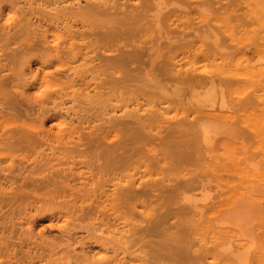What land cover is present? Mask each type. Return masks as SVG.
<instances>
[{
    "label": "bare ground",
    "instance_id": "bare-ground-1",
    "mask_svg": "<svg viewBox=\"0 0 264 264\" xmlns=\"http://www.w3.org/2000/svg\"><path fill=\"white\" fill-rule=\"evenodd\" d=\"M2 1H7V0H2ZM8 1L10 3L8 7L9 11L7 14L13 16L14 19L11 23H8L7 19L4 20V15H3L4 8L0 6V18H3L5 22L0 26V32H2L1 33L2 35L0 34V41H3L2 44L0 43V48L2 50L4 48L6 50L8 47L10 48L12 42L14 41L13 39L15 40L20 39V41L25 39V42L20 43V41L18 42L17 40L16 44L18 45V48H16L15 50H11L12 51L11 56H9L10 54L8 56H6L5 53L1 54L2 51L0 49V86H5L6 84L8 85L9 82L14 83L16 80L20 81V84L18 86L16 85L13 86V88H16V90L19 88V86H21V84L23 85L24 88L27 86H35V87L37 86L38 87V85L43 87V85L47 86L51 84L54 88L57 89L56 90V93H58L57 96H60V97L52 98L51 100L52 103L55 104L57 100L58 101L60 100L61 102V103L56 104L53 110H56L58 107H60L61 110L64 111V112L60 110L55 111L54 115H55V118L57 119L56 122L58 123V120H59L62 123H66L67 126L65 129L63 128L60 129L58 133L56 134L50 133L49 131H44V129L42 130V132L39 133V137L42 139H47V141L55 139V142H58L61 144L60 147L62 148L63 152L61 151V153L59 152L60 154H58V152L56 151H60V150H56L57 147L55 148L49 143V147L47 148L51 150V153L50 152L45 153L43 151L44 157L41 158V160L39 159V161L38 159L34 161L36 164L34 163L32 165L31 163V165L26 166L25 164L20 163L17 166H14V164H11L7 167L1 166L0 167V179L6 181L9 176H12L11 173H14L13 175H18V172L23 173L22 175L28 172L42 173L46 170H50L54 168L55 166H59V167L64 166L65 168L61 169L62 173L66 171H70L69 173L78 174V179L79 181H81L79 184L71 186L70 188H67L68 190H65L66 186L64 187L65 189H62L63 193L64 192L67 193L68 191L69 194L67 195L69 197L75 196V199L67 200L66 196L62 197V199L64 200L61 201V204L63 203L64 206L66 205V207L69 206L72 211L70 212L68 211L66 213V215L64 216V220H63L65 224L63 225V227H61L62 225H60L59 227L60 228L69 227L68 230H71L70 228L72 227H74L72 229H77L79 227V225L77 224L75 225V222L74 223L69 222V219L67 217V215L69 216V213L73 214L72 216L74 217L79 216V214H81L80 216L84 217L85 221L86 219L93 220L92 223L96 220H104L105 223H103L102 226L95 225L93 223L95 225V226L93 225L94 230L96 231V233L99 232V234H96V235L94 234L97 239L91 244H94V243L98 244V246H100L101 249H103L104 251L108 253L109 257L106 258L104 262L95 260L92 257L91 247L88 246L89 243L85 241H78L77 244H79V248L81 250H79L80 252H77V250H75L76 251V255H75L76 263L80 261L79 264H141L144 261V258L146 256L145 252L139 251L143 247V245H140L142 243L141 241L143 240L141 239V236H140L143 230L138 229L139 225L137 226L135 222L128 223L129 221L128 222L124 221L119 226L117 223L121 221L120 218L122 217L119 214V210L125 207H128V210H129L130 209L129 206L133 200H138V199H157V200L164 199L165 200L164 195L166 193L179 191L181 194V201L183 203L181 208H183L182 210L187 211V216H189V214H191V216L199 215L198 218H200L204 213H206L205 214L206 216L208 215L207 216L208 221L207 220H204V221L209 222L213 229L214 233L211 235L212 245L210 247H206V246L203 247L201 243L200 248L201 249L204 248L203 250L206 252V254H211L210 256L213 262H210L209 264H249V262H251L250 259L254 256L253 255L251 257L254 251V248L256 247L255 250L258 249L256 245L259 244V241H260L259 236L264 235V171L260 169V167H262L259 165L262 163L261 160H260L261 163L259 164L255 163L250 156V153L247 148V144L245 142V136L243 135L244 133H242L236 125L237 124L236 122L238 120V116L236 112L239 111L238 106L240 108V106H243L244 104L246 105V103H243L242 105L240 103H242V100L245 99V96L247 94L250 95V93L248 92L256 91L254 102L255 104L260 105L261 107L260 109L262 113V123L263 124L260 128H255L254 131H255L256 136L260 137L259 146L258 147L256 146L257 154L259 156H263L262 161L264 164V86H261V84L264 83V54L259 53L257 55V58L253 59L247 53L250 49V45L248 47L247 45L242 44L240 42V44L242 45L240 44L234 45V47L237 48L236 56H240V57L239 58L232 57L228 55L227 52L226 54L224 51L223 47H225L226 43L223 47H219V44H217V41L215 40L214 46L209 47V45L211 44L207 43L209 42L207 41V39L210 38L209 35H211L212 32H209L211 33V34L208 33L209 35L208 34L202 35L201 33L202 36L200 40L198 39V37H197L198 40L197 39L193 40L195 41V47H197L202 52H205V53L207 52L208 53L207 55L215 57V61L217 63L215 65L212 64L214 65V67H211L212 69H208V66L205 64L204 67L200 68L201 70L198 68H189L186 71L185 70L183 71L182 66L176 63H172L173 68L165 69V68H168L167 65H165V64H168V60L167 61L165 60L167 63H164V64H163L164 60L160 63H157V59H152V58H150V60L148 61L142 60V53L144 52V49H146L145 46H142L143 43L138 44L137 46L134 47L133 51H130L128 53H125L124 51L119 50L120 52L118 53V56L111 55L110 49H105V47H100L102 45L101 43L103 44L105 43L104 39L108 41V42L106 41L107 43H110L112 40H117L120 37H122L125 32H134L136 28L140 26V25L137 26V23L139 21H136V20H140V18L143 16L142 11L144 12V10H146L145 8H143L144 10L142 9V11L138 14L139 9H140L139 6H130L128 5L127 2L120 3V1L122 0H25L23 3H22V0L21 2L20 1L16 2L13 0H8ZM222 1L223 0H214V1L213 0H193V2L190 4L193 6H196L197 10L200 11L201 13L200 18L202 19L200 23H206L207 19H209L210 21V18H211L207 16V13H209L210 11V9H208V6L210 7V5L213 4L212 2L222 3ZM232 1L235 2L236 0H229V2L233 4ZM239 1L243 2V5L245 3L246 7L250 10V14L248 15V18L251 20L252 25L253 26L258 25L259 27L258 29H252V32L258 34L260 39L263 40L264 39V27H263L264 25H263L262 19H264V17L261 18L258 15V11L254 8L255 6L252 2L251 3L246 2L245 0H239ZM239 1H237L238 4H239ZM220 5L222 6L223 4H220ZM224 6L225 5H223V7ZM229 6L230 4L228 5L227 8H229ZM172 8L174 7L172 6ZM212 8L214 9V7ZM235 8L236 7H234V9ZM157 9H158L157 11L156 9L154 10L156 12L152 11V13L151 12L150 13L156 14V15L158 14L160 17L159 13L162 11V8H160L161 11L159 8ZM221 9L222 7H219L217 9L218 11L216 10V12L219 14L221 11V14L223 17V14L228 13V9L227 10L226 9L221 10ZM179 11L181 12L180 9ZM184 12L186 13L187 11H183L181 12V14H184ZM190 12L196 13V11H191V9H190ZM190 12H187V13H190ZM231 16L232 15H229V17L224 16L222 18L223 20L222 22L223 24H225L224 27L226 28L227 31H232L235 28L232 23L234 21H232L233 18ZM155 17H158V16L154 15L153 18ZM145 18L147 19V16ZM155 19H152L149 22L151 21L154 22ZM211 19H213V17ZM191 21H192L191 23L189 21L190 24L185 23V25L188 26L189 29H192L193 25L191 26V24L192 23L194 24L193 19ZM209 21H208V24H210ZM251 22L249 24H251ZM234 23L236 24V21ZM155 24L159 25L157 21H155ZM173 25L175 24L173 23ZM197 25H200V24L196 23L195 26ZM126 26H129L127 31L124 30ZM148 27L150 28L151 26H148ZM158 27H161L162 29V26H158ZM29 28L33 29V33H30V32H28L29 34L26 33L27 29L29 30ZM212 28L213 26L211 27V29ZM236 29L238 30V27ZM21 31L24 32V34L22 36H19V33ZM165 32L163 33V32L158 31L157 34L155 32L156 36H154L152 39H150L147 42L149 45H151V47L148 48L149 52H154V54H158V52H160V50L163 48L162 46H164L162 45V41L166 40L167 37H169L168 35H171V32H169L168 35H166ZM172 32L178 33L177 29L176 31L172 30ZM185 33H187L188 37H191V38L198 35L196 31H195V35L193 34V36H192V33L190 32H183L182 35H184ZM86 35L94 37L93 40H96V38L99 37L101 45L97 46L96 48H93V46L96 45L94 42L90 43L91 47L89 44H87V46L79 45L77 42L79 41L83 42L85 40ZM260 39H258V41H261ZM6 40L8 41L11 40L10 46H9L8 41ZM4 41L7 43L8 47H5L6 43H4ZM252 43H256V42H252ZM258 43H261V42H258ZM166 44L167 43H165V45ZM256 44L254 45L256 46ZM1 45H4V46H1ZM260 45L262 46L263 44H260ZM88 46L90 47V50H87L89 49ZM83 47L85 48L82 49ZM229 47H232V46H229ZM99 49L102 50V53L101 54L99 53L93 56V54L96 53ZM26 51L28 53L31 51H37L39 53L36 55V58L40 63V69L36 73H34V71L31 68L32 67L31 63L33 62H31L30 58L22 56V54ZM233 56H234V53H233ZM50 57H52V59L49 60ZM182 59L184 60V58ZM6 60H8L7 63H10V64L11 62L12 63L14 62V64L19 62L21 65V68L19 69V71L18 72L15 71L16 69H14L12 66L8 68L10 65H7ZM158 64L160 65L162 64L161 67ZM157 66L160 67L159 68L160 70L158 69ZM14 67L17 68L16 66ZM52 67L57 68L55 72L56 74L53 76L55 78V81L51 80L52 75L54 74L50 72V69ZM162 67L164 68V70H162L163 69ZM40 70H42V72H40ZM10 72L14 76L12 77L13 79L7 77L8 73ZM138 80L144 81L146 84L145 85L146 89L144 90L150 93V95H152L154 98L158 99L159 104H160L158 105V108L154 110L146 111L142 109L143 107H140V104H138L137 106L134 105L135 107H133L132 110H129L128 108L121 109L120 115H118L119 110H117L111 104H110V107L111 106L112 107L110 110H107L108 107L106 108V106L104 108V103H105L104 101H106L108 96L110 98V95L111 93H113L114 90H120L124 88L129 89L132 86L133 91H134V88L136 87ZM227 80H232V82L234 83L236 82L238 84L239 82H244V81H247V82L250 81L252 83V85L251 86L249 85L248 88L245 89L244 86H242L243 87L242 89L244 90L242 89L236 90L234 94H231L232 96L234 95L233 98L235 97V100H236L235 105L229 103L230 101L228 100V95L230 94H227L226 88H225V85L227 84L225 83V85L223 86V82ZM256 82L259 85L254 87ZM133 83H135L136 85L133 86L132 85ZM41 87L40 88L38 87V89H41ZM139 87L140 86L137 87V90L143 91L142 89L143 87L142 88H139ZM229 89H232V88H229ZM259 92H262V94H259ZM4 93H2L3 97L0 100V105H7L6 110L12 111L13 110V107L11 105L12 103L7 101L6 94ZM46 95L38 96L35 100V101H40L39 102L40 109H42V111L41 112L39 111L40 112L39 114H40V118L44 125H45V120H48V118H50L49 113L50 112L52 113V110H50V107H48L49 102H46L44 100V97ZM249 95L246 96V99H245L246 102L248 101L247 98L248 97L251 98L250 96H252L253 94L250 96ZM20 96L23 97L25 100H28V101L31 100L29 98V95L26 89H23V91L20 92ZM67 97L69 98L65 99ZM252 100L253 99L251 100L249 99L250 102H252ZM254 102H252V104H249V103L247 104L254 106L255 105L253 104ZM107 103H105V105ZM167 104L168 106L162 107ZM68 105L70 106L67 107ZM173 105L178 106L182 111H184V113L186 114L185 116L186 120L191 119L190 121L187 120L188 122L186 123L188 124L190 129H193V128L196 129V132H197L196 135H194V133H191V134L189 133L191 137H193V141L189 138L187 141L176 142V133H180V134L181 132L183 133L182 130L184 128L182 129V126H183L182 124L185 123V120H180L176 122V121H172L173 119L171 120L165 117L164 111L169 110L171 106L173 107ZM87 106H89V108L90 107L92 108H90V110L87 112L86 115H88L90 111L94 110L95 106L100 107V109L95 110V112L98 111L99 114L102 115V117L98 119V121H103L102 125L96 126V125H93L94 121L92 122V121L87 120V118L89 119L92 114L86 118V117H81L77 113L79 109L82 110L83 107H87ZM143 106L145 107L144 104ZM76 122H78L79 126L75 125ZM86 123H88V126L82 127ZM163 124H168V126L164 127ZM260 124L261 123H259V125ZM81 130L88 131L87 137H85V140H90L91 138L89 143H83L85 140L82 139L81 137L82 136L80 134ZM28 131H11V130L3 131L0 128V142L3 143L4 145L5 143L6 144L15 143L19 145L24 144V143L25 144L31 143L32 139H34L33 138L34 134L33 136H31L32 133H29ZM117 131H125V133L130 132V136L128 139H126L127 138L126 137L125 138L126 140H123L121 138L120 140L122 141L121 142L118 141L119 143L110 144L111 140L109 138V135L114 134V132H117ZM184 131L186 132V130ZM198 132H200V134ZM36 139L38 138L35 137L34 140ZM138 141H142L146 147L148 146V143H155L158 141L160 142L161 145H164L165 147L169 148L172 151V153L176 152L177 154H181V153L184 154V151L182 149L183 148L187 149L191 145H195V146L201 145L202 152L205 154H209L210 149H212V148H209L210 146H212L213 144L222 143L225 146V148H228L233 153V158L231 160L234 163V167L236 171L235 174L239 177L240 183L237 185H232V184L225 185L226 184L225 182V184L223 185L222 183L223 180L221 178L220 180L217 176L216 177L214 175L206 176L204 174L195 175L194 173H193L194 175L190 176L189 178L183 181L177 180L176 178L163 177L162 179L158 181L151 182V181L144 180L142 177L135 178L133 176L132 179H129L126 177L127 180L125 179L126 181L124 180L125 181L124 183L119 182V183H114L113 185L111 184L112 181L105 182L104 180L105 183L103 184L95 182V178L92 173H99V174L102 173L103 174L105 171H106L105 173H107L108 170L110 169L114 170L119 167L121 168V165L129 162L135 154L134 153L135 151H134L130 155V153L133 150H135V148L132 146H134ZM35 143L36 141H34L33 144L35 145ZM41 143L43 144V142ZM85 146H87L88 149H91V147L92 149L101 148L102 151L99 149L101 151L100 154L98 153L94 154L93 152L94 156L90 158L89 160H78L80 156H77L76 158L68 156L73 153L78 154L79 152L83 151L81 149L82 147H85ZM129 146L131 147L129 148ZM216 146H219V145H216ZM216 146L214 147L215 149H217ZM151 151L154 152L156 155L155 150H151ZM90 154H92V152ZM173 154L175 155V153ZM101 160L103 161L101 162ZM54 162H57V164L53 165ZM82 168L87 169L88 172H84ZM16 172L17 174H15ZM87 173H90V174L88 175ZM32 175H29L26 178L27 186H28V183L30 182H31L30 185L32 184L33 179H31L30 182L28 181L29 177L31 178ZM49 178L50 177H48V179H46L47 181L45 182H48V180L50 181L51 178L50 179ZM35 179L34 180L36 181V183L39 182L38 181L39 178H35ZM63 181L64 180L62 179V181L60 182L57 181V183L59 184ZM52 182L54 181H52L51 179V183ZM24 183H25V179L22 184ZM227 183H232V182H227ZM21 186L22 187H19L17 189H11L9 192H5V193L3 191H0V209L1 210L4 209V207L10 206V208L15 207L14 211H16L17 208H21L24 206V200H26V198L30 195V192L32 193L33 191H31L30 187H29L30 191L27 190L28 187L26 186V183ZM39 186H41L40 189L45 188L44 186L42 188V185H39ZM51 186L52 185H50V187ZM58 188L60 190L63 187L61 188L58 187ZM45 189L48 190L47 188ZM52 198L53 197H51V199H49L48 201H51ZM32 199L35 200L36 198L34 197ZM77 199H79V201H82L81 203L82 205L79 208L77 206V203L75 202V200ZM34 200L32 201L34 202ZM40 200H37V201H40ZM89 201H92L93 204H89V206L85 208L83 204ZM30 205L28 204L26 206V207L28 206L30 207L29 209L26 208V211L31 212V210L35 208L32 205L33 207L31 209ZM160 205H159V208H160ZM101 206L104 207L103 209H106V212H105L106 214L103 211L99 210ZM181 208H180V211H182ZM166 209L167 208H165V210ZM168 211H166L167 214L170 212ZM171 211L173 212V210ZM15 213L17 214V211ZM182 213L184 214V212ZM16 214L13 213V215H16ZM167 214L163 212V214L156 215L157 222L154 221L156 223V226L154 223V226L156 227V228L154 227L155 230H157V226L159 227V225H161L163 221H165ZM17 215H19V213ZM24 215H26L25 212H24ZM144 215L150 216L151 214L144 213ZM179 215L182 216L180 212L178 216ZM175 216H176V211H175ZM8 217H9V214H8ZM13 219H15V217ZM58 219H59L58 221H61V218H58ZM7 221H9V219ZM13 221L14 220L11 219L9 222H4V221L1 222L0 223V233L8 231L12 228L15 229L20 226L22 229L25 228L24 230L28 232L34 231V227L36 224L35 220L28 222L26 225H22V224L18 225L17 223ZM81 222H84L83 218ZM53 223L54 222L51 220L50 227L54 226ZM104 226L106 228L102 229V227ZM149 228L151 229V227ZM149 228H148L147 234L151 233ZM151 230L153 232V229ZM143 233H146V231ZM176 236L179 238L177 239L176 237L178 241L173 240L174 246L172 244H169V246L168 244L167 245L164 244L165 238H169L167 235V237L163 238L164 240L161 241L164 244L163 247L159 249L167 250V251L168 250L171 251L170 249H172L173 251V249H176L175 245L179 243L180 239L182 240L181 242L183 244L187 242V241L184 242L183 240L184 236H181L182 238L178 235ZM144 237H147V236H144ZM173 237H174L173 239H175V236ZM1 239L2 238H0V250L11 252L14 256H18L17 252L13 248L14 245L10 244V242L2 243ZM166 241L169 242L168 239ZM144 242L145 241H143V244ZM154 242L155 243L158 242L159 244V241H154ZM181 242H180V245L179 244L177 245V247L180 246L178 247L177 251L174 250V252H177V253L173 252L174 256H178L177 254L179 250V253H180L179 256H181V259L180 257L178 258L180 259V261L179 259L172 260V257L171 259H167V261L171 260V261H176V263L177 262L181 263V260L184 259L182 254L184 255L185 253L181 254V252H187L188 250L183 251L184 247H182L183 245ZM149 245H153V243ZM193 245H195V243H193ZM198 245L199 244L197 243V246ZM164 248H167V249H164ZM181 248L183 249L181 250ZM19 249H21L20 253L23 254V257L25 256L30 260L33 257H35L34 253L31 251L32 248L30 246H27V247L24 246V248H19ZM136 252H140L141 254H145V255L143 256L135 255ZM199 252L202 253L201 251ZM191 254H193V252L190 253L191 258L187 256L190 259H192V256H193ZM195 255H197L196 259H200L201 256L203 258V255L199 256L198 253ZM195 255L193 258H195ZM158 257H159L158 262L160 260L162 261V259H160L161 255H159ZM157 258H156V261H157ZM165 258L166 257H164V259ZM171 261H168V262H171ZM198 261L201 262V260H198ZM203 262L205 263V261ZM203 262L201 264H203ZM255 264H264V242L260 245V250L258 253V257L255 260Z\"/></svg>",
    "mask_w": 264,
    "mask_h": 264
},
{
    "label": "rangeland",
    "instance_id": "rangeland-1",
    "mask_svg": "<svg viewBox=\"0 0 264 264\" xmlns=\"http://www.w3.org/2000/svg\"><path fill=\"white\" fill-rule=\"evenodd\" d=\"M0 1H1L0 2V6L4 8V14L3 15H4V20H5L9 16L7 13L9 11L8 7H9V3L10 2L8 0H7L8 2L7 1H2V0H0ZM13 1H16V2L20 1L21 2V0H18V1L17 0H13ZM24 1L25 0H22V3ZM184 1L183 0H172V1L171 0H146V1L145 0H122V1H120V3H126L127 2L128 5H130V6H139L140 9H139L138 14L142 11L143 8H145L146 10L148 9L147 11L143 9L144 10V12L142 11L143 16L140 18V20H136V21H139V22L141 21L140 23L139 22L137 23V26L140 25V26L137 27L138 30L136 28L137 31L135 30L134 32H125L124 35L122 37H120L119 39L112 40L113 42L110 39V41H111L110 43H107L108 41L106 39H104L105 43L104 44L101 43L102 45L100 44L99 37H97L98 39L96 38V40H93L94 37H91L89 35L85 36V40L83 42L79 41L77 43L79 45H83V46H87V44H89L90 47H91L90 43L94 42L96 45L93 46V48H96L97 46L101 45L100 47H105V49H110L111 50V52H110L111 55H116V56H118V53L120 52L119 50H122L125 53H128L130 51H133L135 46H137L140 43H143L142 46L146 47V49H144V52L142 53V60L143 61H148V60H150V58L157 59V63H160L163 60L164 61L168 60V64H165V65H167L168 68H165V66H164L165 69L173 68L172 63H176V64H179L180 66L183 67V71L184 70L186 71L189 68H198V69H200V68L204 67L205 64L208 66V69H212L211 67H214V65L217 63L215 61V57L214 56L207 55L208 54L207 52L205 53V52L200 51L197 47H195V41H193L194 39H197V37L200 40V38H201V36L203 34H208L209 32H212V34L209 33L211 35L208 34L210 36V38L207 39V41H209L207 43L211 44V45L208 44L209 47L210 46L211 47L214 46L215 40L217 41V44H219V47H223L225 45V43H226L225 47H223L224 51H225V53L227 52L228 55H230L232 57H236V58L240 57V56H236L237 55L236 54L237 48L234 47V45L240 44V42L242 44L247 45L248 47L250 45V49L248 48L249 51L247 53L249 54V56L251 58H253V59L257 58V55L259 53L264 54V42H263L264 39L263 40L260 39L258 34L252 32V29H258L259 27H258V25H254V26L252 25L251 20L248 18V15L250 14V10L246 7L245 3L243 5V2H241L239 0H236L235 2L232 1L233 4L231 2H229V0H223L222 3H220V2L219 3L212 2L213 4H211V5L209 4L210 7L208 6V9H210V11H209V13H207V16L209 18L213 17V19L210 18V21H209V19H207L206 23H200L202 21V19L200 18V15H201L200 11L197 10L196 6H193V5L190 4V3L193 2V0H184ZM237 1H239V4H238ZM245 1L246 2H250V3L252 2L254 4V6H255L254 8L258 11V15L261 18L264 17V0H245ZM176 2H178V3H176ZM83 3H85V2H83ZM186 4H188V5H186ZM220 4H223L225 6L223 7V5L221 6ZM229 4H230V6H229V8H227ZM172 6L174 8H172ZM231 6H232V8H231ZM212 7H214V9ZM219 7H222L221 10H225V9L227 10L228 9V13L223 14V17L224 16L225 17H229V15H232L231 16L233 18L232 21H234V22L236 21V24L234 22H232L234 27H235V28L233 27L235 31L234 30H232V31H227L226 30V28L224 27L225 24H223V22H222L223 21L222 20L223 17H222L221 11H220L219 14L216 12V10ZM234 7H236V8L234 9ZM243 7L244 8L246 7V8L244 9ZM157 8H159V9L162 8V11L160 9L162 14H161V12L159 13L160 17H159L158 14L157 15L156 14H151L152 11H154L155 9L157 11L158 10ZM241 8H243V9H241ZM179 9L181 10V12H183V11L190 12V9H191V11H196V13L195 12H190V13L186 12L187 13V15H186V13L184 12V14H181ZM163 10H164V12H163ZM156 11H154V12H156ZM151 15H152V17H151ZM154 15L158 16V17H155L156 18L155 19V18H153ZM233 15H234V17H233ZM241 15H242V17H241ZM146 16H147V19L145 18ZM191 18L193 19L194 24L192 23L191 26L193 25V27H192V29H189V27L186 26L185 23L190 24L192 22ZM220 18H221V20H220ZM235 18H236V20H235ZM152 19H155L154 22L153 21L149 22ZM4 20H3V18H0V26L3 23H5ZM159 20H160V22H159ZM262 20H263V25H264V19H262ZM155 21H157L159 23V25L155 24ZM189 21H190V23H189ZM208 21L210 22V24H208ZM250 22H251V24H249ZM173 23L175 25H173ZM196 23L197 24L199 23L200 25L195 26ZM211 25L213 26L212 29H211V27H212ZM148 26H151V27L149 28ZM158 26H162V29H161V27H158ZM128 27L129 26H126V28L124 30L127 31ZM237 27H238V30L236 29ZM176 29H177V31H178V33L180 35L177 32H174V33L172 32V30L176 31ZM215 29H216V31H215ZM165 30H166V32H165ZM158 31L159 32H163V33L165 32L166 35H168V33L171 32V35H168L169 37H167L166 40L162 41V45H164L165 47L162 46L163 48L160 50L161 53L158 52V54H154V52H149L148 51V48L151 47V45H149L147 42L150 39H152L154 36H156ZM195 31L198 33L197 36H194L195 38L194 37L193 38L188 37L187 33L182 35L183 32H190V33H192V36H193V34L195 35ZM222 31H223V33H222ZM28 32L33 33V29L32 28H29V30L27 29L26 33H28ZM155 32H156V34H155ZM220 32H221V34H220ZM1 33L2 32H0V34ZM131 33H132V35H131ZM201 33H202V35H201ZM23 34H24V32L21 31L19 33V36H22ZM218 34H220V35H218ZM50 35H51V33H50ZM214 36H215V38H214ZM19 38H21V37H19ZM258 39H260L261 41H258ZM13 40L14 41L12 42L11 46H10L11 40H9V41L6 40V41H8L9 46L12 49H10L7 46V43L4 41V43H6L5 47H8V48H7V50L4 47H2V48H4L3 50L0 48L1 51H2L1 54L5 53L6 56H8L9 54H10L9 56H11V53H12L11 50H15L16 48H18V45L16 44V41L18 40V42H19L20 39H16V40L13 39ZM23 42H25V39L20 41V43H23ZM101 42H103V41H101ZM125 42H127V43H125ZM252 42H256L257 44L256 43H252ZM258 42H261V43H258ZM0 43L2 44L3 41H0ZM165 43H167V44L165 45ZM178 44H180V45H178ZM242 44H240V45H242ZM254 44H256V46ZM260 44H263V45L261 46ZM1 46H4V45H1ZM229 46H232V47H229ZM90 47L87 50H90ZM84 48L85 47H83L82 49H84ZM131 48H133V49H131ZM98 51H97L98 53L97 52L94 53L93 56H95V55H97L99 53L100 54L102 53L101 49H99ZM8 52H10V53H8ZM233 53H234V56H233ZM37 54H39L37 51H31L29 53L26 51V52H24L22 54V56L30 58L31 62H33V63H31V66H32L31 68L34 71V73H36L40 69V63H39V61L36 58ZM181 54H182V56H181ZM159 55H160V57H159ZM182 58H184V60ZM50 59H52V57H50L49 60ZM169 59H171V60H169ZM164 61H163V64L167 63L166 61L165 62ZM7 62H8V60H6V63ZM11 64L7 63V65H10L8 68H10L12 66L14 69H16L15 71H17V72L21 68V65H20L19 62L16 63V64H14V62L13 63L11 62ZM13 64L17 68H15L13 66ZM212 64H214V65H212ZM158 65L161 67L162 64L161 65L158 64ZM160 67H158V69ZM164 68L162 70H164ZM56 70H57L56 67H52L50 69V72L54 73L52 75V78H51L52 81H55V78L53 76L56 74L55 73ZM40 72H42V70H40ZM7 77L13 79L12 77H14V76L10 72V73H8ZM135 83H133L132 85L133 86L136 85ZM225 83L227 85H225ZM19 84H20V81L16 80L14 83H10L9 82L8 85L6 84L5 86H0V100L3 97L2 93H4V91L6 90L5 93H4V94H6V99H7V101L12 103L11 105L13 107L12 111H8V110H6L7 105H0L1 106L0 107V128L3 131L4 130H9V131L10 130L11 131H28L29 130L28 132L32 133L31 136H33V134H34V136L36 138H38V139L34 140L35 137L33 136L34 139H32V142L34 143V141H36L35 145L32 142L31 143H26V144L24 143V144H20V145L19 144H15V143H13V144H11V143L10 144H6L5 143V145H4L3 143L0 142V167L1 166L2 167H7V166H9L11 164H14V166H17L20 163H23L26 166L31 165V163L33 165L35 163L34 161H36L37 159L39 161V159L41 160V158L44 157L43 156L44 152L45 153H49V152L51 153V150H49L47 148V147H49V143L53 147H55V148L57 147L56 150H60V151H56V152H58V154H60L61 151H62V148L60 147L61 144L58 143V142H55V139L47 141V139H42V138L39 137V133L42 132L43 129H44V131H49L50 133L56 134V133H58V131L60 129H62V128L65 129L66 126H67L66 123H62L59 120H58V123H57L56 122L57 119L55 118V115H54L55 111H59L60 110V111L64 112L63 110H61L60 107L57 108L58 110L57 109L53 110L54 107L56 106V104L61 103L60 100L59 101L57 100L55 104L52 103V101H51L52 98L60 97V96H57L58 95V93H56L57 89L54 88L51 84H49L47 86L43 85L44 88L48 89V91L44 94V95L47 94L44 97V100L46 102H49L48 107H50V110H52V113L51 112L49 113V117L50 118H48V120H45V125H44L42 120H41V118H40V114H39L42 111V109H40V103H39L40 101H35L36 98L38 97L36 95L38 90H41V89H44V88L39 86V85H38V87L39 88L41 87V89H38L37 86L36 87L35 86H27V87L24 88L22 84H21L22 87L19 86V88L17 90H16V88H13L14 85L18 86ZM237 84L238 83H236V82L235 83L232 82V80H227V81L223 82V86L225 85L227 94H230V95H228V100L230 101L229 103L233 104V105L236 104V100H235V97L233 98L234 95L232 96L231 94H234L236 90H241L243 88L242 86H244V88L246 89V88L249 87V85L250 86L252 85V83L250 81H248V82L247 81L239 82L240 85L239 84L237 85ZM145 85L146 84H145L144 81L138 80V83H137V85L135 87L136 89L134 88V91H133V87L132 86H131L132 89L131 88H129V89L128 88H124V89H120V90H114L113 93H111V95L109 94L110 98H109V96H108L107 99L104 98V99H106V101H104V102L105 103L108 102L106 105L104 103V108L106 106V108L108 107L107 110H110L111 107L113 106L117 110H119L118 111L119 112L118 115H120V113H121L120 110L121 109L128 108L129 110H132L133 107L137 106L138 104H140V107H143L142 109L146 110V111L154 110V109L158 108V105H160L158 99L154 98L152 95H150V93H148V92H146V90H144V89H146ZM258 85L259 84L256 82L254 87H256ZM138 86H140L139 88L143 87L142 88L143 91L137 90ZM261 86H264V83H262ZM229 88H232V89H229ZM23 89H26V91L28 92L29 98L31 99L30 101L25 100L23 97L20 96V92H22ZM242 90H244V89H242ZM248 93H250V95H252V94L253 95L250 96L249 94H247L246 96L249 95L251 97V98L248 97L247 100L249 101V99L250 100L253 99L252 102H254L256 91H249ZM259 94H262V92H259ZM246 96H245V99H246ZM68 98L69 97H67L65 99H68ZM245 99L242 100V103L239 102L241 105L243 103H246V105L244 104L243 105L244 107L240 106L241 109L238 106V110L239 111L237 110L238 112H236L237 116H238V120H237V122L236 121L235 122L237 123L236 125L240 129V131L242 133H244L243 135L245 136V142L247 144V148H248V151L250 153V156H251L252 160L255 163H258V164L262 162L259 165L262 166V167H260V169L262 171H264V166H263L264 164H263V161H262L263 156H259L257 154V147L259 146L260 137L256 136L255 131H254L255 128H260L262 126V124H263L262 123V113H261V109H260L261 107H260V105L255 104V102L253 103V104H255L254 105L255 107L253 105H249V104H252V102H250V101L246 102ZM247 103H249V104H247ZM110 104L112 105L111 107H110ZM143 104L145 105V107L143 106ZM153 104H154V106H153ZM69 106L70 105H68L67 107H69ZM165 106H168V104L164 105L162 107H165ZM98 107L99 106H95V109L92 110L94 113L92 111H90L88 113V115H86L87 112L90 110V108H92V107L89 108V106L83 107L82 110L79 109L77 111V113L81 117H86V118L92 114L89 119L87 118V120L92 121V122L94 121L93 125L100 126V125L103 124V121H98V119H100L102 117V115L99 114L98 111L95 112V110H99L100 109V107L99 108ZM164 113H165V117H167L168 119H171V120L173 119L172 121H176L177 122V121H180V120H185V123L182 124L183 125L182 129L184 128L182 130L183 133L182 132H181V134L180 133H176V142H178V141H187L189 138L193 141V137H191L190 134L194 133V135H196L197 132H196L195 128L190 129V127L186 123V122L190 121L191 119H189V120L187 119L188 121L186 120V118H185L186 114L184 113V111H182L178 106H174L173 105V107L171 106V108L169 110L164 111ZM82 114H83V116H82ZM239 114H240V116H239ZM258 122L261 123V124L259 125ZM75 125L79 126L78 122H76ZM163 125H164V127L168 126V124H163ZM87 126H88V123H86L82 127H87ZM184 130H186V132ZM193 130H195V131H193ZM87 133H88V131H85V130H81L80 131V134L82 135L81 136L82 139L85 140V137H87ZM198 133L200 134V132H198ZM114 134H110L109 135V138L111 140L110 144L119 143V142L122 141V140H120L121 138L123 140H126L130 136V132L125 133V131H117V132H114ZM251 134H252V136H251ZM187 136H188V138H187ZM90 140H91V138H90ZM90 140H85L83 143H89ZM41 142H43V144ZM216 145H219V146H216ZM215 146H216L217 149L214 148ZM130 147L131 146H129V148ZM132 147H134L135 150H133L130 153V155L134 151H135L134 152L135 154H134L133 158L129 162L123 164L124 166L121 165V168L120 167L116 168L117 170L116 169H114V170L110 169V170L107 171V173H105L106 171L103 174L102 173H100V174L99 173H92L94 175L95 182L103 184L106 181H112L111 184L113 185L114 183H119V182L124 183L127 180V178L132 179L133 176L135 178L142 177L144 180L151 181V182L152 181H158V180L162 179L163 177L176 178L177 180L183 181V180L189 178L190 176H192L194 174L195 175L204 174L206 176H208V175H212L213 176L214 175L215 177L217 176L219 179L221 178L223 180V182L221 181L223 183V185L225 184V182H226L225 185H227V184L237 185V184L240 183L239 177L235 174L236 171H235L234 163L231 160L233 158V153L228 148H225V146L222 143L213 144L212 146H210L209 148H212V149H210L209 154H205V153L202 152L201 145H198V146L191 145L187 149H185V148L182 149L184 151V154L183 153L177 154L176 152H173V153H175V155H174L169 148L165 147L164 145H161L160 142H158V141L155 142V143H148L147 147L145 146V144H143L142 141H138ZM45 149H46V151H45ZM99 149L101 150V148H99ZM99 149H96V148L92 149V147H91V149H88V147L85 146V147H82V149H81L83 151L79 152L78 154L77 153L76 154L73 153V154H70L68 156L69 157H75V158L77 156H80L78 158V160H89L90 158H92L94 156L93 152H94V154L95 153L100 154V152L102 150L100 151ZM151 150H155L156 151V155ZM169 151H171V152H169ZM252 151H254V152H252ZM82 152H84V153H82ZM91 152H92V154H90ZM87 153L90 154V155H88ZM210 153H211V155H210ZM260 160H261V162H260ZM102 161L103 160H101V162ZM230 161L233 163V165H232V163ZM56 164H57V162L53 163V165H56ZM62 168H65V167L64 166H61V167L55 166L54 168H52L50 170H46V171H44L42 173H30V172H28V173H25L24 175H22L23 173H19V172H18V175H13L14 173H11L12 176H9L6 181L0 179V191H3L5 193V192H9L11 189H17L19 187H22L21 185H24L25 183H26V186H27V179L26 178L29 175L33 174L31 176V178L29 177V179H28L29 182L31 181V179H33L32 180V184L30 185V183H31L30 182V183H28V186H27L28 187L27 190L30 191V189H29V187H30L31 191H33V192L32 193L30 192V195L28 194L29 196L26 198V200H24V206L21 207V208H17L16 209L17 214L19 213L20 216L15 213L16 212V211H14L15 207L14 208H10V206L4 207V209H2V210L0 209V217H1L0 218V220H1L0 223L3 222V221L4 222H9L11 219L14 220L13 222L17 223L18 225H20V224L26 225L28 222L33 221V220H35V222H36L33 232H28V231L24 230L25 228L22 229L21 226H20V227H17L15 229L12 228V229H10L8 231L0 233V238H2L1 242L2 243L10 242V244L14 245L13 248L15 249V251L18 254V256H14L11 252H6V251H1L0 250V264H77V263L79 264L80 261H78L76 263V259H75V255H76V251L75 250H77V252H80L79 250H81L79 248V244H77L78 241H85V242L89 243L88 246L91 247L92 257L95 260L104 262L105 259L109 257L108 253L106 251H104L103 249H101V247L98 246V244H96V243L91 244L92 242L96 241V239H97L95 237V235L99 234V232L96 233V231L94 230V226L95 225L102 226V224L105 223L104 220H96V221L93 222L95 224L94 225L92 223L93 220L86 219V221H85V218L80 216L81 214H79L80 217L79 216H75L74 217V216H72L73 214L69 213V216L67 215V217L69 219V222H71V223L75 222V225L77 224V225H79V227L77 229H72V228H74V227H72V228H70L71 230H68L69 227H66V228H60L59 227L60 225H64L65 224V222L63 220H64V216L66 215V213L68 211L69 212L72 211L69 206L66 207V205L64 206L63 203L61 204V201L64 200V199H62V197L66 196L67 200L75 199V196L74 197H69L67 195V194H69L68 191H67V193H65V192L63 193L62 189L66 188L65 190H68L67 188H70L71 186L77 185V184H79L81 182L78 179V174L77 173H69L70 171H66V172L62 173L61 172ZM82 169H83L84 172H88L87 169H84V168H82ZM15 174H17V172ZM87 174L89 175L90 173H87ZM55 176L59 180H57ZM48 177H50L52 179V181H54V182H52L53 184L51 183V179L50 178H49L50 181L48 180L49 183L45 182V181H47L46 179H48ZM63 177H65V178H63ZM68 177H69V179H68ZM35 178H39L40 179V180L38 179L39 182L36 183V181H35L36 179ZM24 179H25V183L22 184ZM43 179H44V181H43ZM54 179H56V180H54ZM62 179L64 181H66L68 179L69 181L68 180L66 182L63 181L64 183L61 182L62 184L61 183L58 184L57 181L60 182V181H62ZM104 180H105V182H104ZM121 180H123V181H121ZM33 181H35V182H33ZM227 182H232V183H227ZM40 183H42V184H40ZM39 185H42V188L44 186L48 190H46L45 188L40 189L41 186H39ZM50 185H52V186L50 187ZM34 187H35V189H34ZM58 187H60V188L63 187V188H61L60 189L61 191H60ZM34 190H36V191H34ZM48 191H50V192H48ZM54 196H55V198H54ZM164 196H165V200L164 199H162V200H157V199H138V200H133L132 201L133 203L131 202V204L129 206V208L131 210L130 209L128 210V207H125V208H122V209L119 210V214L122 216V217L120 216L121 217L120 218L121 221H119L117 223L119 226L124 221L125 222L129 221L128 223L135 222L137 224V226L139 225L138 229H140V230L142 229L143 232L146 231V233L142 232L141 235H140L141 239H143V240L141 241L142 243L140 242L141 244L140 243L139 244L143 245L144 248L142 247V249H140L139 251H143L146 254V256L144 258V261L141 264H169V263L174 264V263H176V261L168 260V261H171V262H168L167 259H171V257H172V260H178L179 259L178 257H180V259H181V256H179L180 255L179 250H178V254H177L178 256H174V254H173L174 250L177 251L178 247H180V246L177 247V245L178 244L180 245V242L182 241L181 239L179 240V243H177L175 245L176 249H173V251H172V249H170L171 251H169V250L168 251L167 250H160L159 249V248H162L164 244H166V245L168 244V246H169V244L173 245V240L175 241V240H177L179 238L176 235H178L180 237L184 236L183 240H184V242H186V241L187 242L184 243V244L181 242L182 245H183L182 247H184L183 251H185V250L189 251V252L187 251L188 253L187 252H181V254L185 253L184 255L182 254L184 259L182 258L183 260H181V263L177 262L178 264H198V263L201 264L203 261H205V263L203 262V264H209L210 262H213L212 259H211V256H210L211 254H206V252L203 250L204 248H202V249L200 248L201 245L203 247H205V246L206 247H210L212 245L211 244V235L214 232H213V229L211 227V224L209 222L204 221V220L208 221V217H207L208 215L206 216L205 215L206 213H204L200 218H198L199 215H192L191 216V214H189V216H187V211L182 210L183 208H181L183 203L181 201V194H180L179 191L168 192ZM34 197L36 198L35 200L32 199ZM51 197H53L52 200L48 201L49 199H51ZM40 199L43 200L44 202L41 201ZM32 200H34V202ZM37 200H40V201H37ZM77 200H75V202L77 203V206L79 208L82 205L81 204L82 201H79V199H77ZM55 201H56V203H55ZM28 204L29 205L31 204L30 205L31 209H32L33 206L35 207L33 210H31V212L30 211H26V208H28V209L30 208L29 206L26 207ZM89 204H93V202L89 201V202L83 204V206L85 208H87L89 206ZM163 204H164V206H163ZM159 205H160V208H159ZM131 206H132V208H131ZM141 206H143V207H141ZM103 208L104 207L101 206L99 210H101V211H103L105 213L106 209H103ZM165 208H167V209L165 210ZM180 208H181L182 211H180ZM20 210H22V211H20ZM37 210H39V211H37ZM171 210H173V212ZM174 210L176 211V216H175V211ZM11 211L12 212L14 211L13 213L16 214V215H13V213ZM166 211H168L169 213L167 214ZM22 212H23V214H22ZM24 212H25L26 215H24ZM163 212L165 214H167V217H166L165 221H163V223L161 225H159V227L157 226V230H155L156 223L154 221L157 222L156 215L163 214ZM179 212L182 214V216L179 215L180 217L178 216ZM182 212H184V214ZM27 213H29V214H27ZM144 213H150L151 215L150 216H148V215L146 216V215H144ZM8 214H9V217H8ZM169 215H171V216H169ZM183 215H184V217H183ZM174 216H175V218H174ZM14 217H15V219H13ZM7 218L9 219V221H7L8 220ZM58 218H61V221H58L59 220ZM82 218H83L84 222H81ZM190 218H192V219H190ZM51 220L54 222L53 223L54 224L53 227H50ZM151 220H153V221H151ZM182 220H184V221H182ZM96 222H98V223H96ZM154 223H155V226H154ZM204 225H205V227H204ZM171 226H172V228H171ZM82 227H83V229H82ZM149 227H151V229H153V232H152V230ZM206 227H207V229H206ZM87 228H88V230H87ZM105 228H106L105 226L102 227V229H105ZM148 228H149V230L151 232L149 234H147L148 233L147 232ZM158 228H160V229H158ZM181 229H182V231H181ZM12 230H14V231H12ZM188 230H189V232H188ZM194 230H196V231L198 230L197 231L198 233L196 231H194ZM167 235H168L169 238H165V237H167ZM144 236H147V237H144ZM173 236H175V239H173L174 238ZM138 237H139V235H138ZM176 237H177V239H176ZM163 238H165V242H166V243L164 242V244H163V242H161L162 240H164ZM149 239L152 240V241H150ZM167 239H168L169 242L166 241ZM153 240L154 241H159V244H158V242L155 243ZM259 240H260L259 244L256 245L258 247V249L255 250L256 247L254 248V251H253V253L251 255V257L254 255L253 256L254 258L252 257L250 259L251 262H249V264H251V263L255 264V260L258 257V253H259V250H260V245L264 242V235L263 236H259ZM143 241H145L144 242L145 245L143 244ZM151 242L153 243V245H149V244H152ZM188 242H190V243L192 242L191 243L192 245L190 243H188ZM193 243H195L196 246L193 245ZM197 243L199 244L198 246H197ZM158 245H160V246H158ZM21 246H23V247H21ZM24 246H26V247L30 246L32 248L31 251L34 253L35 257H33L31 260L28 259L25 256H24L25 257L24 258L23 254L20 253L21 249H19V248H24ZM139 246H137V247H139ZM191 246H192V248H191ZM193 246H195V247H193ZM151 249H153V250H151ZM164 249H167V248H164ZM182 249L183 248H181V250ZM191 251L193 252V254H191V255H193L192 259H190L191 258L190 257V253H192ZM199 251H201L202 253H200ZM174 253H177V252H174ZM197 253H198L199 256L203 255V258L201 256L200 259H196L197 255H195V254H197ZM145 254H141L140 252H136L135 253V255H141V256H143ZM97 255H98V257H97ZM159 255H161V257H160V259H162V261L160 260L161 262L160 261L158 262V259H159L158 256ZM185 255H186V257H185ZM194 255H195V258H193ZM187 256L190 257V258H188ZM100 257H104V259L101 260ZM152 257H154V258H152ZM164 257H166V258L164 259ZM156 258H157V261H156ZM175 258H177V259H175ZM186 258H188V259H186ZM20 259H21V261H20ZM180 259H179V261H180ZM198 260H201V262L198 261Z\"/></svg>",
    "mask_w": 264,
    "mask_h": 264
},
{
    "label": "clouds",
    "instance_id": "clouds-1",
    "mask_svg": "<svg viewBox=\"0 0 264 264\" xmlns=\"http://www.w3.org/2000/svg\"><path fill=\"white\" fill-rule=\"evenodd\" d=\"M13 19H14V17L11 16V15H9L8 18H7V22H8V23H11V22L13 21ZM34 78H35V77H34ZM47 91H48L47 88L41 89L40 91H38V92L36 93V95H37V96H42V95H44ZM61 227H63V225H62ZM100 259L103 260L104 257H100Z\"/></svg>",
    "mask_w": 264,
    "mask_h": 264
}]
</instances>
